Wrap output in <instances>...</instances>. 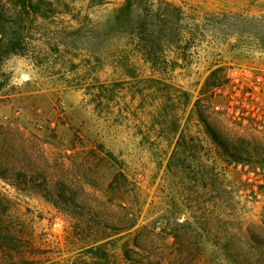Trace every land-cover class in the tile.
Here are the masks:
<instances>
[{
    "label": "rangeland",
    "instance_id": "1",
    "mask_svg": "<svg viewBox=\"0 0 264 264\" xmlns=\"http://www.w3.org/2000/svg\"><path fill=\"white\" fill-rule=\"evenodd\" d=\"M124 2L0 0L5 160L77 202L0 178L22 238L0 264H84L98 243L109 264H264L242 178L264 137L236 113L247 66L264 68V0L133 1L152 62Z\"/></svg>",
    "mask_w": 264,
    "mask_h": 264
},
{
    "label": "trees",
    "instance_id": "2",
    "mask_svg": "<svg viewBox=\"0 0 264 264\" xmlns=\"http://www.w3.org/2000/svg\"><path fill=\"white\" fill-rule=\"evenodd\" d=\"M133 1L136 0H125L123 5L117 9L118 13H122L121 17L118 14L119 16H117V18L126 22L124 28L126 30L129 29V33L135 35L138 39L136 44L138 51L143 55L145 60L152 62L155 47L153 33L157 31V27L156 24H153L155 22H151L153 20L152 16L149 15V11L146 12L145 15L137 13L134 16H129ZM130 20L132 23H128ZM3 33L2 25L0 23V41L3 40ZM13 153L14 149L7 147L5 140L1 139L0 178L7 180L15 179L18 185L26 188L31 187L36 191H39L57 205V207H66L70 204L77 205L75 200H71L70 197L65 195L66 191L64 188H61V186L50 188L49 185L45 183H38L39 181L34 178L32 174H28V170L11 166L5 159L11 157V154ZM19 153L22 155L26 153L25 148L22 149L21 147ZM4 155H6V158ZM21 243L22 238L19 235V230H17V225L10 214V200L0 190V251L5 255H9V253L16 251ZM103 248V243H98L85 248L84 252L89 256V260H85L84 264H109L108 254ZM126 257L129 259L128 256Z\"/></svg>",
    "mask_w": 264,
    "mask_h": 264
},
{
    "label": "built area",
    "instance_id": "3",
    "mask_svg": "<svg viewBox=\"0 0 264 264\" xmlns=\"http://www.w3.org/2000/svg\"><path fill=\"white\" fill-rule=\"evenodd\" d=\"M239 100L241 110L236 111L238 118L247 121V127L264 137V68L247 66V92ZM242 170L243 181L247 184V198L264 203V161H247Z\"/></svg>",
    "mask_w": 264,
    "mask_h": 264
},
{
    "label": "water",
    "instance_id": "4",
    "mask_svg": "<svg viewBox=\"0 0 264 264\" xmlns=\"http://www.w3.org/2000/svg\"><path fill=\"white\" fill-rule=\"evenodd\" d=\"M263 222H264V210H263Z\"/></svg>",
    "mask_w": 264,
    "mask_h": 264
},
{
    "label": "clouds",
    "instance_id": "5",
    "mask_svg": "<svg viewBox=\"0 0 264 264\" xmlns=\"http://www.w3.org/2000/svg\"><path fill=\"white\" fill-rule=\"evenodd\" d=\"M24 79H27V77H25Z\"/></svg>",
    "mask_w": 264,
    "mask_h": 264
}]
</instances>
